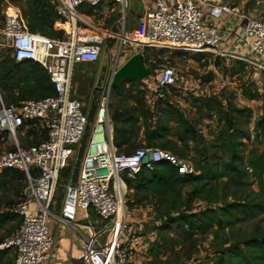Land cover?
I'll return each mask as SVG.
<instances>
[{"label":"built area","instance_id":"1","mask_svg":"<svg viewBox=\"0 0 264 264\" xmlns=\"http://www.w3.org/2000/svg\"><path fill=\"white\" fill-rule=\"evenodd\" d=\"M49 1L59 33L56 38L30 33L16 10L12 14L7 8L0 26V41L13 62L39 65L53 90L52 96L37 100L10 105L0 101V133L11 146L0 153V171L20 172L26 184L17 201L4 208L18 218V223L0 242V249L13 250L12 264H46L54 244L47 225L51 217H57L78 241L79 264H134L132 255L145 251V244L138 228L127 220L126 180H133L142 168L152 170L162 160L174 166L179 175L191 174L192 168L187 160L159 149L139 147L125 154L112 146L104 91L118 69L113 58L123 47L133 50L128 57H142L144 51L153 49L192 55L211 53L264 72V21L220 3L202 9L197 0H150L151 7L126 31V0ZM102 5L119 8V32L94 25L83 13L84 8L95 13ZM223 15L230 17L227 23ZM240 21L242 24L235 26ZM109 40L114 41L111 49L107 48ZM103 49L106 65L96 83L100 95L91 136L75 181L64 186L56 216L51 205L58 175L71 161L87 126L83 105L72 93L73 71L77 66L98 62ZM149 76L140 83L146 103L153 107L175 88V71L163 66L153 79ZM30 128L45 138L22 148L15 134L22 135ZM78 212L89 221L80 223Z\"/></svg>","mask_w":264,"mask_h":264},{"label":"rangeland","instance_id":"2","mask_svg":"<svg viewBox=\"0 0 264 264\" xmlns=\"http://www.w3.org/2000/svg\"><path fill=\"white\" fill-rule=\"evenodd\" d=\"M140 2V0H127L128 10H125L124 17V29L126 31L134 27L135 22L133 21L134 19L136 21L138 17H136V14L141 9ZM215 2L235 8L247 17L264 21V0H215ZM31 5L47 7L48 1L0 0V26L6 8H13L25 20L30 13L29 8ZM99 8L100 6L95 11L102 12V9ZM83 13L90 16L95 15L94 12H90L86 8L83 9ZM97 15L94 16V19L96 22H102V29L113 22H115V25L121 23L118 7L112 11L109 19L105 17L106 14L102 15L100 13ZM106 29L113 33L120 31L118 27L115 28L114 26ZM132 52L131 48H121L119 55L113 58L115 67L118 68ZM105 54L106 50L103 49L99 60L104 59ZM0 55L3 58L9 57V50L3 46L1 41ZM142 61L150 71L151 79L154 78L161 67L172 68L175 71L176 86L170 91V95L166 97V100L157 102L153 107H150L145 101V93L141 89L142 83L136 84L125 80L117 85H110L108 89L105 88L104 96L107 100L108 115L110 117H108V127L112 146L114 147V144L124 139L126 135L132 134L135 136V140L130 141L127 146L120 147L119 152L133 151L143 146L141 144L143 143L141 119L135 125H131V123L121 124L126 117L131 116L129 112L137 117H142L143 111L148 113L149 117L147 116L146 123L150 124L151 127L158 120L170 119L168 127L170 131H174L176 120L180 119L182 124L177 133L182 135L185 144L195 149L202 156L209 155L212 152L218 163L224 162L227 158L223 143L226 135H231L234 138L233 144L241 155L238 164L242 167L249 166L247 165L248 161L258 158L264 152V72H257L243 63L220 58L211 53L192 55L176 53L166 49H153L142 53ZM86 67L82 65L74 69L71 86L73 96L82 103L83 112L89 124H92L100 94L96 89L97 74L95 70ZM0 101L3 104L7 103L2 94H0ZM141 105L143 106L142 110H140ZM226 118L231 119V127L228 128L227 133L224 123ZM15 136L18 145L22 143L23 146H28L42 139L41 135H36V137H27L28 139L24 138L19 141L22 136L18 133ZM83 136L76 147V158L68 162L66 169L56 181L54 200L51 205L53 214H58L64 186L69 181L73 183L76 179L79 161L87 146L88 141L86 139L91 136L90 129ZM242 136H244V139L239 140ZM169 139L174 141L176 145H181L176 137L172 136ZM10 147L9 143L4 140V143L0 145V153ZM193 157V154H189L186 159L189 162ZM249 168L246 172V178L254 179L257 182L256 185L252 184L248 189L253 193H257L260 190L259 188L262 187L264 191V174L260 176L258 172L252 171L250 166ZM17 184L19 185L18 189L20 187L23 189L26 186L24 180H18ZM186 190V186L181 189L182 197ZM260 194L264 199V193ZM3 195L4 199H12L13 202L17 199V195L12 188L5 190ZM124 199L127 220L135 228H138L140 234L144 237L142 243L145 244V251L133 256L141 264H215L222 238H236L241 234H247L254 225L264 227L263 212L254 218H246L236 222L230 231L225 230L223 235L212 242L211 235L206 231L197 229L192 233H188L178 223L169 222V218L174 213L164 212L160 199L150 193L129 190L126 187ZM220 204H222V201H218V205ZM206 206L200 200H193L191 211H198ZM182 211L184 210L181 209L180 212ZM77 220L80 223L89 221L83 217L82 213ZM10 221H13L12 226H16L18 218L15 216ZM53 231H57L55 225ZM12 263L13 250L11 248L0 253V264Z\"/></svg>","mask_w":264,"mask_h":264},{"label":"trees","instance_id":"3","mask_svg":"<svg viewBox=\"0 0 264 264\" xmlns=\"http://www.w3.org/2000/svg\"><path fill=\"white\" fill-rule=\"evenodd\" d=\"M47 1V7L31 5L30 13L24 22L30 33L56 38L59 33L55 30L53 23L54 16L51 3L49 0ZM128 81L140 83L136 80ZM0 94L4 100H7L4 105H10L22 100H37L52 96L53 90L46 73L36 63L31 61L14 63L10 56L3 58L0 55ZM142 108L141 105L140 110ZM129 113L132 117H126L121 124L131 123V125H135L141 119L142 147L159 149L183 160H187L189 154L194 155L193 159L189 161L192 168L191 174L179 175L174 166L162 160L156 163L152 170L142 168L133 180H126L127 189L150 193L160 199L164 212L174 213L169 218V222L178 223L188 233L197 229L206 231L211 235L212 242H214L225 233V230L230 231L236 222L246 218H254L259 213L264 212V199L260 196V193H264L262 187L257 193H253L248 187H251L252 184L256 185L257 181L246 178V172L250 169L249 166L252 171L258 172L260 176L264 174V152L258 158L248 161L247 165L249 166L242 167L238 164L241 155L233 144L234 138L231 135H226L223 143L227 158L224 162L218 163L212 152L202 156L195 149L185 144L182 135L177 133L182 124L180 119L176 120V129L170 131L168 127L170 119L158 120L151 127L150 124L146 123L147 116L149 117L146 111L142 112L144 117H137L133 113ZM224 123L227 133L228 128L231 127V119L226 118ZM177 126H179L178 129ZM36 135L40 136L34 128L25 129L19 141L27 137H36ZM41 136V140L30 145L44 140V135ZM172 136L176 137L181 144L180 146L169 139ZM241 139L243 140L244 136L240 137L239 140ZM4 140L5 134L0 133V145L4 143ZM133 140H135V136L126 135L124 139L119 141L120 143L117 141L114 144V148L119 152L120 147L127 146ZM21 144L19 143V146H30ZM130 152L129 150L119 153L127 154ZM64 170L59 173L58 177ZM18 180H24L22 173L10 169L0 171V227L15 217L4 208L17 201L22 190V187L18 189ZM184 186L187 187V190L182 197L181 189ZM8 188H12L17 195L14 202L12 199H4L3 192ZM193 200H200L207 206L198 211H191ZM218 201H222V204L218 205ZM181 209L184 211L180 212ZM5 237V235H0V242ZM8 249L2 248L0 253ZM215 264H264V227L254 225L247 234H241L236 238H222Z\"/></svg>","mask_w":264,"mask_h":264},{"label":"crops","instance_id":"4","mask_svg":"<svg viewBox=\"0 0 264 264\" xmlns=\"http://www.w3.org/2000/svg\"><path fill=\"white\" fill-rule=\"evenodd\" d=\"M141 2V9L139 11V13L136 14V17L139 16L141 13H143L145 10L149 9L151 7V2L150 0H140ZM198 1V6H200V8H205V6L210 5V4H217L215 2V0L211 1V0H197ZM127 2V0H126ZM117 6H113V5H107V6H100L99 9H102V12H99L98 10L95 11V15L94 16H98L97 14H106L105 17L106 18H110L111 17V13L112 11L116 8ZM127 10H128V6H127ZM94 16H88L86 15V18L89 19V21L91 23H93L96 26H99L100 28L102 27V22H96V20L94 19ZM93 18V19H92ZM230 19L229 16L223 15L222 16V20L223 22H228ZM135 22V19L134 21ZM242 23L241 21L238 22L235 26H240ZM114 26L115 28L118 27L119 29V24L115 22H113L110 25H106V28H110ZM125 26V25H124ZM109 30V29H108ZM114 41L109 40L108 44H107V48L111 49V47L113 46ZM112 51V50H111ZM104 58V56H103ZM105 66L106 65V61L105 59H101L96 63L93 64H89V65H85L87 66L86 68H90V69H94L97 76H98V69L101 66ZM82 66V65H81ZM99 66V67H98ZM79 67V66H78ZM85 114V113H84ZM86 116V115H85ZM87 119V117H86ZM91 131V124H89L88 120H87V126H86V130ZM142 131V130H141ZM22 136V135H21ZM87 141L89 140V138L86 139ZM143 144V143H141ZM31 146V145H30ZM76 147L74 149V153L71 159H75L76 158ZM59 209V207H58ZM81 213L78 212V216ZM56 216L58 215L57 213L55 214ZM13 221H8L5 222L2 227H0V235H6V234H11L10 232L15 229L16 226H12ZM17 225V224H16ZM55 225L56 230L57 231H53V226ZM48 232L49 234L52 236L53 240H54V244L53 247L51 249V253L52 256L51 258L46 262V264H79L78 261V255H79V244L78 241L76 240V238L73 236V234L71 233V230L69 229V227L67 225H63V223L61 221H59V219L57 217H54L52 219V217L50 218L49 222H48ZM6 235V236H8ZM134 255H132V261L134 264H141L139 260L134 259L133 258Z\"/></svg>","mask_w":264,"mask_h":264},{"label":"water","instance_id":"5","mask_svg":"<svg viewBox=\"0 0 264 264\" xmlns=\"http://www.w3.org/2000/svg\"><path fill=\"white\" fill-rule=\"evenodd\" d=\"M149 74V70L143 64L141 55L133 54L115 71L111 85H117L125 80L142 81L147 78ZM97 80L100 81V77Z\"/></svg>","mask_w":264,"mask_h":264},{"label":"flooded vegetation","instance_id":"6","mask_svg":"<svg viewBox=\"0 0 264 264\" xmlns=\"http://www.w3.org/2000/svg\"><path fill=\"white\" fill-rule=\"evenodd\" d=\"M99 67V66H98ZM104 69H105V66L103 65V66H101V67H99V71H98V76L100 77V79H101V76H102V74H103V72H104ZM98 77V78H99Z\"/></svg>","mask_w":264,"mask_h":264},{"label":"bare ground","instance_id":"7","mask_svg":"<svg viewBox=\"0 0 264 264\" xmlns=\"http://www.w3.org/2000/svg\"><path fill=\"white\" fill-rule=\"evenodd\" d=\"M7 12L13 14V13H14V9L11 8V7H8V8H7ZM108 117H109V115H108Z\"/></svg>","mask_w":264,"mask_h":264}]
</instances>
